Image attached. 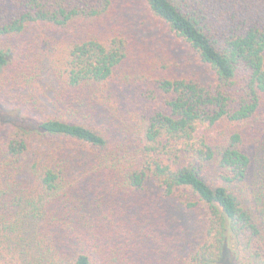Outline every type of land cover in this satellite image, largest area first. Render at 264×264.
<instances>
[{
	"label": "trees",
	"instance_id": "trees-1",
	"mask_svg": "<svg viewBox=\"0 0 264 264\" xmlns=\"http://www.w3.org/2000/svg\"><path fill=\"white\" fill-rule=\"evenodd\" d=\"M0 264H264V0H0Z\"/></svg>",
	"mask_w": 264,
	"mask_h": 264
},
{
	"label": "rangeland",
	"instance_id": "rangeland-1",
	"mask_svg": "<svg viewBox=\"0 0 264 264\" xmlns=\"http://www.w3.org/2000/svg\"><path fill=\"white\" fill-rule=\"evenodd\" d=\"M136 18H137L136 22L137 23H141V24L136 26L137 28L140 29V32H139V37L140 38H138V40H140L141 42L144 43V41H145L144 39H146L149 44H155V45L158 44L157 46H163V47L164 46H168V47H170L169 44L171 42L168 41V37L166 35H164L163 30L161 29V27L154 26L155 24L154 23H150V21L146 20L144 18V16H143V19H141L139 14L136 16ZM129 23H132L131 19L127 20V25ZM57 36H58V39L60 41H64L62 35H60L58 33ZM147 49H149V48H147ZM180 51H181L180 53L183 54L184 48L180 47ZM191 229H194L193 222L190 223V230Z\"/></svg>",
	"mask_w": 264,
	"mask_h": 264
}]
</instances>
